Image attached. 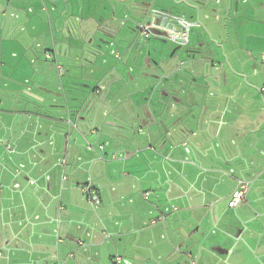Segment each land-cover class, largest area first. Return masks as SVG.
Masks as SVG:
<instances>
[{
    "label": "crops",
    "instance_id": "crops-1",
    "mask_svg": "<svg viewBox=\"0 0 264 264\" xmlns=\"http://www.w3.org/2000/svg\"><path fill=\"white\" fill-rule=\"evenodd\" d=\"M77 1L0 0V264H264V0L232 4L235 24L223 42L231 66L220 52L198 61L190 44L192 51L178 47L166 63L185 56L186 70L136 69L138 78L155 83L151 93L150 84L137 86L120 99L111 87H96L113 120L105 122V134L83 133L94 147L85 153L58 128L61 114L20 107L30 102L13 78L33 72L40 37H66L45 52L47 60L79 62L67 39L74 37ZM134 4H125L129 17L139 14ZM103 25L101 35L125 37L127 59H118L133 68L127 63L140 55L136 25L130 36ZM49 168H59L60 179L43 180ZM241 182L249 189L230 208Z\"/></svg>",
    "mask_w": 264,
    "mask_h": 264
},
{
    "label": "rangeland",
    "instance_id": "rangeland-1",
    "mask_svg": "<svg viewBox=\"0 0 264 264\" xmlns=\"http://www.w3.org/2000/svg\"><path fill=\"white\" fill-rule=\"evenodd\" d=\"M133 1L135 2V4L131 8L132 10L138 6L145 7L146 4L147 6L149 4L148 8L151 7L152 10L156 11L167 9L173 6V2L171 0ZM77 2L79 8H77L76 13L72 15V19L70 18L74 25L72 29L74 37H67V39L69 41L68 44H74V57L76 58V56L79 54V62L77 63L76 61H74L76 63L73 65L70 60H57V63H55L54 60H47L45 57V52H51L52 54V52L55 51L54 43L61 38L64 39L66 37H40L37 38L40 44H36L34 47V56L36 57V62L33 72L29 71L18 76L13 75V78L22 84L20 85L21 87L17 86V90L23 93V98L30 102L29 105H27L28 103L26 104L22 102V104L24 105L20 104V107H30L31 110L32 108H38L39 111H45L48 116L61 114L60 118H62V123L58 125V128H62L67 132L68 136H72V140L73 138L77 139V142H79L78 144L82 149L81 151L85 153L87 151V145L92 144H90V136L84 138L83 133H88L90 130L103 128V134H105V128H107L105 122L111 119L113 120V112L110 113V111H108V108L106 110L104 105L98 103L99 101H101V99L97 98V95L95 94L96 87H100V85L111 87V95L118 94L120 99L124 98L132 91L137 90L138 87H145L149 84L152 86L149 90V92L151 93L152 90L156 89L155 83L142 79V76H139L138 78V71L136 69H143L148 72L150 71L149 73L152 74H163L174 67H181V69L186 70L191 65L185 56H182L179 61H175L174 63L171 62V64L173 63L172 67L170 66L171 64H166L167 61L172 59V53H174V51L178 47H182L179 44L172 43L167 38L165 40H160L155 39L154 37H150L144 40V38L139 39L140 37H137L136 41L139 43L134 49V54L140 55L136 63H133V59H130V61L127 63L128 67L131 66V64L134 66L133 68H131L132 70L125 69L126 65L118 59L119 55L121 56L126 54L124 52L126 49L124 44L126 40L125 37H115L111 39L110 37L101 35L100 31H97V26L98 24H104L103 26H101V29H114L113 27L118 25L122 29L121 35L125 34V36H130L133 34V25L137 20L141 21L142 18L135 14L133 17H129L128 14H125L127 13L128 8L125 7V4L120 2V0H87L86 2L84 0L83 9H80V0H78ZM250 5L251 3H247L242 4L241 6L247 7ZM144 7L143 9H147V7ZM78 15L80 18L82 16V20L80 22L77 21ZM123 15L125 16L124 18H122ZM210 17L212 18L211 23L206 21L205 16L202 12L200 23H198L196 19H194L193 23L191 22L194 30L197 33L198 40L200 42L206 41L209 43L211 42L208 37L209 35L211 36V40L219 42V44L223 46L224 50H218L217 53L220 52L222 56L221 61L223 62V64L231 66V63H229L227 58V48L225 47L223 42L228 37V34H230V32L232 31V26L233 24H235V20H233L234 22L231 23V17L225 14H220L218 18L215 15H210ZM246 18H248V16ZM124 19L125 21H127L126 23H122L121 20ZM230 23L231 26L229 25ZM140 33L142 32L140 31ZM81 35H86L87 37H79ZM24 38L25 40H29L28 38L30 37ZM129 42L130 40H127L126 43ZM196 48L197 46H194V49ZM250 49L257 50L258 47L254 46ZM61 50L62 48H58V55H64L61 54ZM185 50L187 52L190 51L188 50V47L187 49L185 48ZM148 53H150L152 58L157 60L160 65L162 64V61H166L165 64H163L162 69L158 71V66L155 65L150 67L145 66L144 60L148 57ZM125 59H127V54ZM181 62H183L184 64ZM79 65L82 67H80ZM58 66L62 68V72H60ZM112 68H114L113 72ZM115 71H117V74H119L118 76ZM178 75V73L173 75V79L178 78ZM11 77L12 75H8V77L6 78L11 79ZM130 78H136L135 82L131 83V81L129 80ZM118 80L119 83L117 85L111 86L115 81ZM124 81H127L131 84L128 85ZM162 81H164L165 83L167 79L165 80L164 77ZM33 84L38 85L35 89H33L34 91L23 88L29 86L31 87ZM159 89H161V87H159ZM30 95H32L33 97H31ZM92 95H94L95 97H93ZM91 99L95 102L89 103L87 106L83 105L84 107L82 106V104L86 100ZM90 104L92 105L91 109L87 114H83L86 112ZM18 107L19 105H17L15 108ZM120 118L124 122L127 119L124 113H121ZM18 123H20V121ZM16 157L17 155H15V158ZM20 160L22 161V157H20ZM24 162L27 164L28 168L31 167L28 163L27 158L26 160H24ZM116 163L119 164V166H122L123 164L120 161H116ZM17 166L18 165H16V167ZM19 169L20 170H17L15 173H17L16 175L20 177V172H23V169L20 166ZM44 171L45 174L43 176V180H50V177L53 178L54 175H57V179L58 177L60 179L59 168H49L48 170L46 169ZM44 171H39L38 173L41 174ZM119 171V175H122L123 169H119ZM18 180L20 181V179ZM142 190H144V188H142Z\"/></svg>",
    "mask_w": 264,
    "mask_h": 264
},
{
    "label": "water",
    "instance_id": "water-1",
    "mask_svg": "<svg viewBox=\"0 0 264 264\" xmlns=\"http://www.w3.org/2000/svg\"><path fill=\"white\" fill-rule=\"evenodd\" d=\"M173 6L159 11L150 10L153 18H165V31L172 43H177L182 47L188 45L197 46L195 52L200 56L198 61L207 60L211 56H215L218 50H224L223 46L217 41H199L197 33L192 25L194 19L200 23L201 14L203 12L206 21L211 23L210 15H215L217 18L220 14L230 15L232 4L237 8L240 0H171ZM81 5V0H80ZM149 6V4H148ZM177 7V8H175ZM220 13V14H219ZM192 22V23H191ZM204 29V28H203ZM205 30V29H204ZM171 35V36H170ZM192 44V45H190ZM213 44V46H212ZM192 51V49H189ZM195 57V55H194ZM33 97L32 95H30ZM89 111V110H88Z\"/></svg>",
    "mask_w": 264,
    "mask_h": 264
},
{
    "label": "flooded vegetation",
    "instance_id": "flooded-vegetation-1",
    "mask_svg": "<svg viewBox=\"0 0 264 264\" xmlns=\"http://www.w3.org/2000/svg\"><path fill=\"white\" fill-rule=\"evenodd\" d=\"M120 2L122 3H128L129 0H120ZM145 5V4H144ZM140 7L138 9V12L139 14H137V16H139L140 18H142L141 21H136L135 25L137 27V32H136V36L139 37L140 36V31L138 32L139 30V27L141 25H143L147 32H148V37H154L155 39H160V40H165L169 34L165 33V18H161V19H158V18H153L151 11L150 10V7L148 8L147 4L145 5V7H147V9H143L142 6H138ZM144 7V8H145ZM134 16V14H132V17ZM171 36V35H170ZM166 61H162V64L160 65V63L153 59L152 56L150 55V53H148V57L146 58V61H145V66L147 67H150V66H158V71L159 69H162V66L163 64H165Z\"/></svg>",
    "mask_w": 264,
    "mask_h": 264
},
{
    "label": "built area",
    "instance_id": "built-area-1",
    "mask_svg": "<svg viewBox=\"0 0 264 264\" xmlns=\"http://www.w3.org/2000/svg\"><path fill=\"white\" fill-rule=\"evenodd\" d=\"M139 30L142 32V35L146 39L149 38L148 37V32H147L146 28L143 25H141L139 27ZM47 58H51V56L49 54H47ZM262 64H263V67H264V54L262 55ZM58 69L60 71L62 70L60 67H58ZM262 91H264V89H262ZM96 94L100 95L101 94V91L99 89H97ZM88 148L90 150H93L94 149V147L92 145H89ZM248 189H249V185L247 183L241 182L239 184V187L237 188V190L233 193V195L231 197V201L229 203V207L230 208H235L239 203H241L244 200L245 195H246ZM86 192L93 197V192H91V189L90 188H87L86 189ZM149 196H150V193H148V192L144 194L145 199H147Z\"/></svg>",
    "mask_w": 264,
    "mask_h": 264
}]
</instances>
